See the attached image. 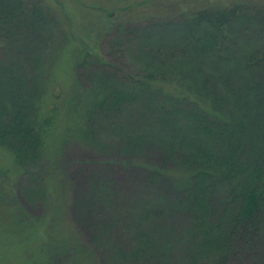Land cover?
Returning <instances> with one entry per match:
<instances>
[{
  "label": "trees",
  "instance_id": "1",
  "mask_svg": "<svg viewBox=\"0 0 264 264\" xmlns=\"http://www.w3.org/2000/svg\"><path fill=\"white\" fill-rule=\"evenodd\" d=\"M18 7L23 8L0 0V21L11 28L26 24L32 12ZM177 21L170 23L177 47L155 52L160 56L158 70L111 85L105 81L116 75L111 76L105 66L96 67L98 84L89 93L97 109L86 111L79 124L86 129L82 133L87 143L111 135L124 140L119 149L133 164L137 182L148 184V191L168 184L172 194L168 200L158 196L159 216L150 195L138 198L139 225L148 224L153 216L170 221L166 220L168 227L155 224L148 229L151 233L137 228L132 249L118 258L130 264H165L169 256L165 249L172 253L181 247L183 264H231L246 256L250 264H264V7L234 3ZM168 22L155 26L163 29ZM22 47L24 62L19 67L32 69V74L11 78L12 83L18 79L16 96L0 92V145L15 155L20 166L41 167V174L47 175L52 173L47 138L56 121L52 113L39 118L40 101L35 104L31 94L43 87L44 64L39 56L45 50H31L28 55L25 48L31 45ZM28 56L37 58L36 68ZM38 64L42 67L36 72ZM123 105L127 111L135 110L133 117L116 124ZM147 150L161 154L156 171L143 161ZM170 169L182 176L168 178ZM43 194L49 203V193ZM128 212L129 224L135 218L132 210ZM130 226L131 231L136 229ZM94 251L97 263L106 264V256ZM174 262L179 259L168 264Z\"/></svg>",
  "mask_w": 264,
  "mask_h": 264
},
{
  "label": "rangeland",
  "instance_id": "2",
  "mask_svg": "<svg viewBox=\"0 0 264 264\" xmlns=\"http://www.w3.org/2000/svg\"><path fill=\"white\" fill-rule=\"evenodd\" d=\"M3 2L21 4L23 8H18L30 10L32 15L26 11L30 14L26 24L23 22L18 28L0 21V92L8 98L16 96L14 85L19 84L18 79L12 83L11 78L22 79L24 73L32 74V69L19 67L24 62L20 54L22 44L31 45L25 48L28 55L31 50L37 53L44 49L43 58L38 54L44 64L43 87L35 96L34 92L31 94L35 104L40 101L39 118L44 120L52 113L56 122L47 138L46 158L51 174H41V167L20 166L15 155L0 145V264H44L46 260L52 264H98L94 248L100 250L101 257L106 256V264L121 262L118 255L132 249L138 237L137 228L148 230L160 222L168 227V218L154 216L148 224L139 225L140 210H135L138 198L150 195L153 211L159 216L158 196L168 200L172 194L168 184H158L148 191V184L137 182L133 164L130 166L119 149L121 144L125 145L124 140L119 138L120 142L114 135L90 143L84 140L82 130L86 129L82 123L79 125L81 117L92 107L97 109L89 93L98 84L96 67L105 66L111 76L116 75L105 81L111 85L132 75L158 70L160 56L155 52L159 49L168 53L177 47L172 21L178 23L200 10L224 9L234 3L264 7V0ZM166 20L169 25L163 29L155 26ZM27 59L36 68L37 58ZM42 64H38L36 72ZM122 108L117 111L116 124L122 125L133 117L135 110L127 111L125 105ZM143 155L152 171L160 167L158 150H147ZM169 172L167 177L172 180L178 173L172 169ZM44 191L50 195L49 203L44 199ZM129 210L135 218L130 222V227L136 228L132 231L125 221ZM165 252L169 254L165 264L177 259L178 264H183L181 247L172 253L169 249ZM247 258L237 257L231 264H250Z\"/></svg>",
  "mask_w": 264,
  "mask_h": 264
}]
</instances>
